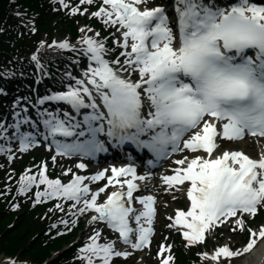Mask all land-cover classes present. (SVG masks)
Returning <instances> with one entry per match:
<instances>
[{"label":"snow or ice","instance_id":"snow-or-ice-1","mask_svg":"<svg viewBox=\"0 0 264 264\" xmlns=\"http://www.w3.org/2000/svg\"><path fill=\"white\" fill-rule=\"evenodd\" d=\"M85 2L91 0H80ZM142 3L144 0H103L92 15L105 24L120 25L123 42L116 43L123 51L115 59L106 58L115 50L108 49L104 41L82 36L77 55L88 61L82 75L76 77L66 70L64 77L74 83L64 84L65 90L38 96L34 102L16 97L10 105L14 122L0 119V137L18 138L20 150L40 144L42 137L50 148L54 146L53 162L58 156L91 157L107 152L106 144L146 148L157 159L187 150L190 155L175 160L180 167L162 177L168 185L165 191L180 186L176 190H186L190 202L186 211L177 209L175 216L169 217L173 221L169 227L180 226L187 245L204 242L206 234L219 227L246 231L249 237L242 248L233 250L223 244L211 253H199L202 259L222 264V257L246 253L264 239V224L258 228L248 224L249 218L264 212V150L259 158L242 150L219 151L221 138L242 140L251 135L258 143L264 138V3L175 0L171 23L165 5L141 8ZM48 47L76 51L68 40H53ZM37 52L31 60L41 69ZM42 74L49 75L46 71ZM0 94H6L3 87ZM47 102L63 107H44ZM29 106L35 117L29 114ZM22 125L35 131H22ZM4 151L10 149L0 145V152ZM77 167L87 165L80 162ZM46 169L43 164L38 174L21 175L17 191L26 193L35 185L36 202L52 197L72 200L69 211L76 209L73 216L94 211L90 224L105 222L119 233L117 239L132 249L151 244L156 197L133 195L140 187L135 181L145 180L151 173L138 175L133 164L113 165L111 175H106L108 169L90 177L72 173V179L63 183L59 178L50 179ZM102 178L107 183L95 191L83 183ZM40 185H45L43 190ZM109 185L115 190L98 202L99 194ZM134 201L142 210L134 207ZM56 208L63 210L60 204ZM76 222L61 221L65 225ZM92 231L89 242L80 249L86 254V264H97L94 258H99L98 264H110L112 257L131 255L119 251L116 241L98 242L101 232ZM164 248L160 246L161 253ZM172 260L170 254L162 256L161 264ZM3 264L17 261L6 257Z\"/></svg>","mask_w":264,"mask_h":264},{"label":"trees","instance_id":"trees-1","mask_svg":"<svg viewBox=\"0 0 264 264\" xmlns=\"http://www.w3.org/2000/svg\"><path fill=\"white\" fill-rule=\"evenodd\" d=\"M15 4L12 0H0V64L1 59L8 57L10 52L14 53H27L28 48L33 47L36 44L37 38L41 33L52 35L55 31L62 34L66 32H72L76 34L75 21L70 20L68 17H64L60 13H52L47 11L46 7L41 3H34L33 0H15ZM29 5L30 7H36L40 11L37 16L36 29L37 33L23 34L18 37L17 34L11 30V27L6 22L14 20L12 9L13 6L18 8L22 5ZM20 9V10H21ZM22 206V205H21ZM43 211V208L39 210H31L27 207H23L17 212H11L4 207L3 200H0V246L1 251L6 254L19 253L21 256H27L34 262L41 264L44 260L51 256V252L63 247V244L71 241V236H65L64 238L48 239L44 235L45 229L50 230L49 225H46L43 220H39L36 216ZM49 237V236H48ZM71 249H67L62 253V257L68 256ZM64 254V255H63ZM192 255V254H191ZM60 256L54 258V260L47 264H62ZM193 259H196L192 255Z\"/></svg>","mask_w":264,"mask_h":264},{"label":"rangeland","instance_id":"rangeland-1","mask_svg":"<svg viewBox=\"0 0 264 264\" xmlns=\"http://www.w3.org/2000/svg\"><path fill=\"white\" fill-rule=\"evenodd\" d=\"M96 33L97 32H89L88 33V35L89 36H94V35H96ZM54 39L57 41V40H59V39H61V37H60V35H55V37H54ZM46 39H44V38H42V41H45ZM41 65H42V68H41V71H43V70H45V66L41 63ZM63 78H64V76H63ZM239 146H241V145H239ZM168 187V185H166V188ZM178 187V186H177ZM173 190H175L174 192H175V194L176 193H180V192H178V190H176V188L174 189H172V191ZM171 191V192H172ZM177 199H179L178 197H177ZM179 201L177 200V201H174L173 203H171L170 202V207H174V208H176L177 206H178V203ZM164 205V204H163ZM189 206V205H188ZM163 208V207H162ZM162 208L160 207V216H159V220L157 221V223H158V227H159V231H161L162 230V225L164 224L165 226H167V225H172L173 224V222H172V220H170L169 221V223H165L166 221L165 220H167V216L165 217L163 214H164V212H162ZM185 209V208H184ZM187 210V209H186ZM174 213V212H173ZM170 217H173V214L172 213H170ZM249 223H251V221L249 220ZM92 225V223L90 224V221H88L87 222V224L85 225L86 226V228L85 229H83L82 231H80V233H79V235L77 236V238H78V242L81 240V239H83L84 241H86V240H88V237H90L92 234H93V231L92 230H98V231H100L101 232V230H100V228L99 227H97V228H92L93 226H91ZM163 225V226H164ZM168 227V226H167ZM218 230V229H217ZM171 232V231H170ZM244 233V232H243ZM243 233H241V232H239V234H237L236 232H232V231H230L229 229H227V228H224V227H219V230L216 232V230H215V232L214 233H209L207 236H208V240L209 241H211V243H212V248H211V250H209V253H211L216 247H218V246H221V245H223V244H228L233 250H235L236 248H242L243 247V245L244 244H242L243 242H242V237L244 236V234ZM164 236H166V235H164ZM162 237V236H161ZM159 238L158 240H164L163 238ZM170 237H168L167 238V242L168 241H170ZM89 242V241H88ZM98 242H100V240L98 241ZM258 242V241H257ZM101 243V242H100ZM215 244V245H214ZM72 245V244H71ZM217 245V246H216ZM216 246V247H215ZM82 248V247H81ZM81 248H79V251H78V260H81L82 261V263L83 264H86V259L84 258L85 257V253H82L81 251H80V249ZM247 254V252L246 253H242V254H240V255H238L237 257L235 256V257H233V258H231V259H229V260H225V262H223L224 264H232V263H234L235 262V264H242L243 263V261H244V259L242 260V258H245V255ZM150 257V256H149ZM149 257L148 256H146V258H148L149 259ZM154 257H156V256H154ZM2 258H4V256L2 255V253L0 252V259H2ZM152 258V257H151ZM97 262L99 261V259L98 258H94ZM157 259V258H156ZM156 259H154L153 258V261H151V264H154V262H155V260ZM222 259V258H221ZM205 260V262L207 263V264H215V262L214 261H212L211 259H204ZM144 263V262H143Z\"/></svg>","mask_w":264,"mask_h":264},{"label":"bare ground","instance_id":"bare-ground-1","mask_svg":"<svg viewBox=\"0 0 264 264\" xmlns=\"http://www.w3.org/2000/svg\"><path fill=\"white\" fill-rule=\"evenodd\" d=\"M0 264H3L1 259ZM243 264H264V239H261L260 243L254 245L253 253L246 258Z\"/></svg>","mask_w":264,"mask_h":264}]
</instances>
